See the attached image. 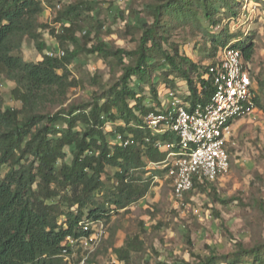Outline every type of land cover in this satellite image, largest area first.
<instances>
[{
  "label": "trees",
  "instance_id": "16d2710c",
  "mask_svg": "<svg viewBox=\"0 0 264 264\" xmlns=\"http://www.w3.org/2000/svg\"><path fill=\"white\" fill-rule=\"evenodd\" d=\"M237 4L238 0H151L147 4L151 22L142 24L135 50L112 48L105 42H97L86 50L102 58L115 57L122 63L124 57L134 56L131 63H123L117 83L86 106L69 105L51 114L46 105L55 99L65 100L73 87L68 67L78 57L81 47L74 22L82 15L81 7L69 4L57 11L56 21L63 29L56 38L61 46L66 43L72 48L61 50V56H50L40 34L46 27L38 20L44 12L43 0H0V74L15 83L12 95L22 105L20 109L3 110L0 94V172L4 166L9 167L0 177V264H70L65 255L72 254L71 241L85 235L80 223L87 220L84 211L95 205V193L102 192L106 186L107 166L116 170L117 187L109 200L111 205L122 209L147 194V182L136 179L135 175L147 168L148 161L160 163L166 157L152 143L144 142V138L151 136L144 127L145 117L165 109L159 91L153 90L154 96L146 101L136 90V82L146 78L148 44L156 46L171 70L187 82L184 99L190 102L191 108L206 104L214 93L208 65L201 67L185 57L178 61V53L171 55L164 50L161 43L165 38L159 35L180 14H195V9H200L203 17L211 22L221 9L236 14ZM214 23L218 25L219 21ZM25 38L31 39L41 53L39 62H27L15 53L21 50ZM215 44L210 62H215L228 46L241 51L246 61H252L255 48L247 39L231 45L229 38H222ZM254 81L257 106L264 110L261 96L264 80L258 72ZM79 121L82 125L78 131ZM111 124L118 126L111 131ZM115 133L132 136L136 144L123 147L111 142ZM160 139L177 141L172 133L161 135ZM65 148L71 149L69 162L64 161ZM166 171L164 168L159 174L164 176ZM209 184H196L184 200L196 188ZM62 197L66 210L61 205ZM101 214L99 208L89 210L87 218L92 220L88 221L100 220ZM132 251L135 248L127 242L115 249V254L127 264ZM195 258L193 263L183 261L182 264H218L227 260L226 255L219 256L213 250L206 257ZM252 264H264V259L255 256Z\"/></svg>",
  "mask_w": 264,
  "mask_h": 264
},
{
  "label": "rangeland",
  "instance_id": "374dc122",
  "mask_svg": "<svg viewBox=\"0 0 264 264\" xmlns=\"http://www.w3.org/2000/svg\"><path fill=\"white\" fill-rule=\"evenodd\" d=\"M150 2L43 0L44 12L38 20L46 29H41L40 34L53 52L72 48L66 43L61 46L56 38L63 29L61 23L56 21L57 11L69 4H78L82 10V15L74 20L81 47L78 57L68 67L73 87L65 100L55 99L48 103L47 112L54 114L69 105L86 106L117 83L123 63H131L134 56L124 57L122 63L115 57L102 58L88 54L86 50L97 42H105L112 48L135 50L142 34V24L151 22L147 11ZM235 9L236 14L221 9L211 22L203 17L200 9H195V14L178 15L175 21L165 26L166 32L159 35V38H165L161 43L164 50L171 55L178 53V61L185 57L205 67L211 61L210 52L214 49V43L217 45L222 38H229L232 45L247 39L255 48L252 69L264 80V0H238ZM216 21H219L218 25L214 23ZM148 46L146 78L136 82V90L146 101L154 96L153 90L159 91L161 100L167 102L166 109L169 102L164 95L167 90L164 87L184 99L187 82L178 72L171 70L156 46L151 43ZM15 53L27 62L41 60V53L29 38L24 39L21 50ZM14 88L15 83L0 74L3 110L21 108V103L12 95ZM261 96L264 106V92ZM86 110L89 112V107ZM78 125L76 130L79 131L82 121ZM117 126L111 124L109 130L113 131ZM232 141L229 172L215 183L196 188L192 196L178 206L169 181L150 180L151 175H160V172L143 168L135 178L147 182V194L135 203L118 209L109 203L116 192V170L107 166L105 188L95 193V205L84 211L85 218L92 220L87 218L89 210L99 208L102 214L97 221L103 223L105 237L91 254L82 243L74 240L71 264H81L85 258L84 264H125L118 259L115 249L125 246L127 242L135 248L127 264L193 263L195 256L206 257L212 250L219 256H227V260L218 264H252L255 256L264 259V110L257 111L252 118L235 122ZM70 150L65 148V162L71 160ZM8 169V166H4L0 177ZM63 198L61 205L66 210ZM63 220V217L59 219L60 222ZM244 250L250 252L244 253Z\"/></svg>",
  "mask_w": 264,
  "mask_h": 264
},
{
  "label": "built area",
  "instance_id": "2783aa9c",
  "mask_svg": "<svg viewBox=\"0 0 264 264\" xmlns=\"http://www.w3.org/2000/svg\"><path fill=\"white\" fill-rule=\"evenodd\" d=\"M47 54L61 56L62 52L48 50ZM207 72L214 87L209 102L187 107L168 91V108L164 112H150L144 120V127L151 132L144 142L167 154L164 161L153 167L167 169L164 179L169 181L177 205L183 204L184 196L196 184L213 183L229 172L234 123L252 118L259 111L255 72L241 51L226 47L215 62H209ZM166 133L174 134L177 141H162L160 136ZM113 142L123 147L136 144L132 136L121 133H115ZM158 178L154 176L153 180L159 181ZM80 226L85 235L75 241L82 243L91 254L105 237L104 225L100 221L85 220ZM65 259L71 264L68 253Z\"/></svg>",
  "mask_w": 264,
  "mask_h": 264
},
{
  "label": "crops",
  "instance_id": "0c3cea01",
  "mask_svg": "<svg viewBox=\"0 0 264 264\" xmlns=\"http://www.w3.org/2000/svg\"><path fill=\"white\" fill-rule=\"evenodd\" d=\"M165 97H167V100H168V91H166L165 92ZM187 95V94H186ZM177 96V95H176ZM176 98H178L179 99V101L180 102H182L184 105H186L187 107H191L190 106V102H188V101H186L185 99H180L178 96L176 97ZM166 101L164 100V101H162V105H163V107L165 108V105H166ZM151 133V132H150ZM111 142H113V140H111ZM114 143V142H113ZM162 154H164V155H167L166 153H164V152H162V151H160ZM166 158V157H165ZM144 161H147V159H144ZM154 164H156V163H149V161L147 162V169L148 170H157V171H161V170H163L164 168H163V166L162 167H153V165ZM159 178V181H156V182H160V180H162V179H164L165 178V174H164V176H162V175H160L161 177H163V178H160V176L159 175H157ZM165 180V179H164ZM178 206V205H177Z\"/></svg>",
  "mask_w": 264,
  "mask_h": 264
}]
</instances>
